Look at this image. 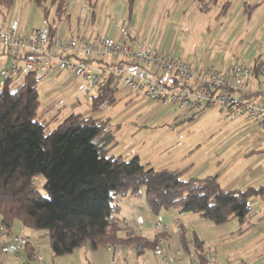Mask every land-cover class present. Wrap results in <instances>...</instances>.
I'll return each mask as SVG.
<instances>
[{
  "label": "trees",
  "instance_id": "16d2710c",
  "mask_svg": "<svg viewBox=\"0 0 264 264\" xmlns=\"http://www.w3.org/2000/svg\"><path fill=\"white\" fill-rule=\"evenodd\" d=\"M40 8L50 32L66 13L68 0H29ZM86 1L91 19L97 15V2ZM129 9L133 0H126ZM197 10L209 12L219 0H193ZM15 0H0L3 20ZM225 0L214 16L221 21L231 6ZM260 6L259 2H244L242 15L248 19ZM53 9V22L49 21ZM263 67L260 57L253 60ZM43 76L28 75L17 89L11 91V80L0 89V224L7 230L19 221L33 231L45 230L49 238L51 258L71 254L87 246L91 250L114 243L137 242L154 249L158 235L152 241L141 237H118L121 226L116 214L122 196L143 194L147 208L157 215L176 209L180 214H197L215 226L236 220L242 235L264 219V181L245 189L224 190L217 176L188 178L185 169L155 170L142 164L138 157L130 160L110 155L115 144L113 125L109 119L83 114H70L51 130L37 119L39 96L37 83ZM113 80L98 86L92 97V114L117 102L112 92ZM206 111V110H205ZM183 116L192 122L200 117ZM44 178L42 196L36 182ZM35 178V179H34ZM260 198L263 209L254 215L251 201ZM27 259L35 255L34 248L24 247ZM195 260L209 264L199 241L195 243Z\"/></svg>",
  "mask_w": 264,
  "mask_h": 264
},
{
  "label": "crops",
  "instance_id": "0c3cea01",
  "mask_svg": "<svg viewBox=\"0 0 264 264\" xmlns=\"http://www.w3.org/2000/svg\"><path fill=\"white\" fill-rule=\"evenodd\" d=\"M119 1L118 6L120 9L116 8V11H121L119 12L121 15L120 21H110L106 25V28H104L103 34L100 33L102 23L101 8L95 20H92L86 1L80 2L78 0H75V5H73L72 0L68 1L66 13L69 15V19L63 18L58 22L55 32L64 35L81 34L88 38L106 36L112 37L115 40L128 42L143 39L151 42L162 51L170 52L188 63L201 66L212 64L226 67L234 60L253 63L256 57H260L264 63V0H231V6L224 18L219 22L215 21V27L210 32V40L199 43V46H201L200 53L194 51L188 56H186L184 47L186 40L182 39L178 41V34L174 26L165 21L168 16V11L164 9V6L167 5V0H133L131 9H128L125 18H123V15L126 0ZM244 2L260 3V6L256 8L248 19H245L242 15ZM233 8H235V12L231 14ZM11 20L18 21L20 30L28 33L26 24L22 26L21 15L16 16L14 6L5 20L0 15V29L5 27ZM49 21L53 22V16L49 18ZM246 24L247 27H245ZM45 26H47L46 21L44 22ZM241 30L245 33L244 38L241 40V43L245 45L243 60H238L234 56L232 58L228 57L225 54L226 51L212 50V43L218 42L224 34L225 41L233 44ZM112 61H115V58ZM0 63H5V56L1 48ZM62 73L68 74L69 79L78 78L68 71H62L54 76H59ZM2 86L3 83L0 82V89ZM115 96L120 98V100H124V108L115 117L116 124L113 123V126L116 128L121 127L123 123L132 118H135L133 123L136 122L138 127L139 125L142 127H152L165 122L176 124L183 120V116L169 112L167 108L153 103L137 93L127 92L122 87H119V85H116ZM149 106L151 107L150 110L142 112L144 108ZM105 108L94 114L90 112L91 114L87 116L99 117L98 115ZM257 138L262 140L259 132ZM168 168L185 169V174L188 178L204 176H217L219 178L220 173L218 171L219 167L213 166L210 161L196 165L191 164L188 167L168 166ZM261 179H264L263 171L255 174L251 172V179L247 183L245 182L244 186L237 189L253 186V182L261 181ZM237 183L234 182V184H230L226 188L221 187L224 190H229ZM118 206L119 211L122 208L128 209L129 213L131 212L130 214L133 216V221L118 218V223L121 226L118 237L122 239L141 237L152 241L158 235V237H164L165 242L160 245L163 252L162 256L155 255L154 249L144 244H137V242L108 245V250L113 252V264H116L123 256L131 258V261L136 262V264H191L192 259L195 258L196 241L201 243L203 253L209 264H264V219L256 223L248 232L238 235L236 233L239 229L238 222L231 226L227 225L228 222L224 226L218 227L200 218L197 214H180L176 209L163 210L159 214L154 215L147 208L143 194L140 196H122L118 202ZM260 214L258 213L256 216ZM139 220H141V223ZM154 225H158V228L155 229ZM7 231L13 235L24 236L27 239L28 245L34 248L35 256L40 257L42 262L40 263L34 256L31 259H27L24 247L18 258H14L9 253H3L1 251V243L5 242V237L1 236L0 264H65L72 258L74 251L67 258H46L41 254L38 245L32 242V237H34L33 230L23 225L19 227L14 222L12 228L7 229ZM84 248V250H87L88 247L84 246ZM90 256L92 259L94 253H90ZM169 257L173 258L174 262H170ZM91 261L93 262V260H87L84 264H92ZM71 263L76 264L74 261Z\"/></svg>",
  "mask_w": 264,
  "mask_h": 264
},
{
  "label": "rangeland",
  "instance_id": "374dc122",
  "mask_svg": "<svg viewBox=\"0 0 264 264\" xmlns=\"http://www.w3.org/2000/svg\"><path fill=\"white\" fill-rule=\"evenodd\" d=\"M72 1L75 5V0ZM78 1L83 2V0ZM94 1L97 2V14L101 8L100 33L103 34L104 28L110 21H120L119 12L121 11H116V8H119V0ZM224 1L219 0L209 12L205 13L197 10L193 0H167L164 9L168 11V16L165 21L174 26L178 34V41L186 40L184 44L186 56L194 51L200 53L199 43L210 40V32L216 24L214 16ZM124 7L123 18L129 9L127 1H125ZM14 8L16 16L21 15L22 26L26 24L27 32L44 27L45 20L42 10L29 0H15ZM235 8L231 10V14L235 12ZM52 16L53 9L50 10L49 18ZM244 36L245 33L241 30L232 44L225 41L224 34L218 42L212 43L211 48L215 51H226L225 54L230 58L234 56L238 60H243L245 45L241 43V40ZM108 59L112 61L114 57H108ZM68 77L69 75L65 73L56 77L43 76L37 83L36 88L39 96L37 119L47 126V130L54 128L70 114H91V101L92 97L97 94L98 86L90 85L80 77L75 79ZM20 84H22L21 81L19 83L11 82V91L17 89ZM123 108L124 100H120L117 104L105 108L98 116L102 119H109L113 125V123L116 124L115 117ZM150 109V106L146 107L142 112H147ZM134 121L135 118H132L119 128L113 126L115 144L110 155L122 156L126 160L138 157L142 164L155 170L168 166L182 168L210 161L213 166L219 167L218 181L223 188L234 184V182L238 183L233 188H241L251 179V172L252 174L264 172V140L257 138L260 129L252 120L229 121L218 108H209L192 122L182 120L176 124L165 122L152 127L140 125L138 127L136 122L133 123ZM263 181L264 179H261V181H255L252 184L258 186ZM43 183L44 178L41 177L36 182V188L42 196H46ZM251 206L254 215L261 213L262 199H253ZM130 213L128 209L122 208L116 216L121 220L133 221V216ZM15 223L19 227L22 225L19 221ZM234 223L237 224V221L231 220L227 225L231 226ZM33 233L32 242L38 245L42 255L46 258L51 257L46 231H33ZM84 249V247L75 249L72 258L65 264H73L72 261L76 264H84L87 260H93L92 264H113V252L108 250L107 246L100 247L95 251L89 248ZM90 253H94L92 259ZM68 255L57 258H67ZM131 260V258L123 256L116 264H136Z\"/></svg>",
  "mask_w": 264,
  "mask_h": 264
},
{
  "label": "built area",
  "instance_id": "2783aa9c",
  "mask_svg": "<svg viewBox=\"0 0 264 264\" xmlns=\"http://www.w3.org/2000/svg\"><path fill=\"white\" fill-rule=\"evenodd\" d=\"M0 48L5 56V63H0L2 83H19L28 75L54 76L62 71L96 86L112 79V86L121 84L125 91L181 116H197L218 108L229 121L252 120L264 140V66L236 60L226 67L201 66L143 39L128 42L106 36L64 35L51 33L47 26L24 33L15 20L0 29ZM108 57L117 61L109 62ZM112 92L115 94V90ZM1 236L5 237L1 251L14 258L28 244L24 236L10 234L0 224ZM164 242V237L157 238L156 255L162 256L160 245ZM169 261L174 259L169 257ZM191 264L200 263L192 259Z\"/></svg>",
  "mask_w": 264,
  "mask_h": 264
}]
</instances>
